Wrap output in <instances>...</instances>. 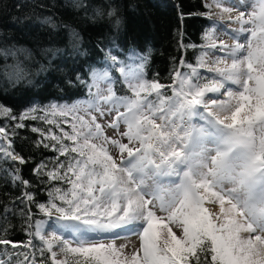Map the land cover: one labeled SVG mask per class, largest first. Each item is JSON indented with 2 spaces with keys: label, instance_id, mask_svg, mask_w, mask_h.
<instances>
[{
  "label": "snow or ice",
  "instance_id": "1",
  "mask_svg": "<svg viewBox=\"0 0 264 264\" xmlns=\"http://www.w3.org/2000/svg\"><path fill=\"white\" fill-rule=\"evenodd\" d=\"M206 7L207 18L217 17L214 25H240L232 30L236 42L218 41L215 26L207 30L204 47L225 55L212 60L214 67L208 65V51L196 66L181 60L190 73L175 72L171 96L169 86L144 78L141 65L131 76L120 69L130 96H118L111 86L102 95L98 81L110 77L93 72L94 99L82 104L30 108L19 117L0 105V116L20 121L17 128L32 119L62 132L31 129L42 137L37 146L66 157L64 162L57 157L52 169L43 163L35 169L50 182L68 185H53L47 202L37 207L72 238L45 234L42 221L29 233L41 241V256L49 253L51 264H264V0H254L247 12L225 0ZM239 34H246L243 43ZM203 67L216 77L201 83ZM226 82L237 90L221 93ZM217 93L226 98L209 95ZM0 136L8 141L0 154L24 164L4 127ZM23 195L28 204L36 202L31 193ZM132 237L139 245L129 252ZM0 245L34 247L31 239L21 244L0 238ZM27 260L24 255L20 264Z\"/></svg>",
  "mask_w": 264,
  "mask_h": 264
},
{
  "label": "trees",
  "instance_id": "2",
  "mask_svg": "<svg viewBox=\"0 0 264 264\" xmlns=\"http://www.w3.org/2000/svg\"><path fill=\"white\" fill-rule=\"evenodd\" d=\"M209 1L0 0V105L19 117L30 108L85 101L93 98L89 94L93 72L103 71L118 96H130L121 67L142 65L145 79L170 87L176 71L190 73L181 60L196 66L204 53V33L214 23L213 17L207 18ZM113 9L115 15L109 16ZM91 91L95 93L94 87ZM19 122L0 116L11 148L26 161L14 163L0 154V238L21 244L31 239L34 247L0 245V259L20 264L27 255L26 264H51L49 253L41 256V241L29 233L35 232L37 222L47 220L37 205L47 202L53 185H68L50 182L35 169L41 163L52 169L57 157L60 162L66 157L50 147L37 146L42 137L31 130L47 132L54 125L27 119L25 127L17 128ZM3 149L0 145V152ZM16 176L29 181V186ZM25 191L34 196L35 203L26 202Z\"/></svg>",
  "mask_w": 264,
  "mask_h": 264
},
{
  "label": "rangeland",
  "instance_id": "3",
  "mask_svg": "<svg viewBox=\"0 0 264 264\" xmlns=\"http://www.w3.org/2000/svg\"><path fill=\"white\" fill-rule=\"evenodd\" d=\"M211 1H209L208 3H210ZM225 2L226 3H229V4H234V0H225ZM246 12L247 11H251L252 10V7L251 8H247V9H245V8H243ZM217 10L213 7L212 8V12L213 13H215ZM213 18H214V22H216L217 21V17L215 16V15H213L212 16ZM227 23L228 22H220V23H215V25H214V23H213V26H215V35H216V38H217V40L218 41H220V40H222V41H224V43H226L227 42V40H228V27H227ZM213 28V27H212ZM242 38L243 39H245V36L243 37L242 36ZM207 43V42H206ZM206 43H205V45H206ZM205 50H204V52L205 51H208L209 52V57L211 58L210 59V67H214L215 65H213L212 64V60H214L215 58H217V57H223V55H221V51H218V50H209V49H207L206 47L204 48ZM203 55V54H202ZM115 68H117V69H119L117 66V63L116 62H113V64H112ZM221 65V64H220ZM220 65H219V67H220ZM134 69V70H133ZM139 68L137 67V66H135V67H130V68H128L127 70H126V72L129 74V76H131V74H133V73H135L137 70H138ZM198 72H199V77H200V82L201 83H203V82H205V79H212L213 77H216V73L215 72H209L208 71V69H206L205 67H203V68H199L198 69ZM97 73V72H96ZM103 73H105V71H103V72H99L98 74H103ZM92 83H93V74H92ZM126 85H127V83H126ZM98 86H99V88H100V90H101V94L102 95H105V94H107L106 93V90H107V88L109 87V84H108V82L106 81V80H103V79H101V80H99L98 81ZM128 86V85H127ZM229 85H227V87H228ZM236 88H232V89H235V90H237V86H235ZM226 89H228V88H226ZM225 89V90H226ZM224 90V91H225ZM94 91L96 92L97 91V88L96 87H94ZM224 91H222V93L224 92ZM166 92H169L167 95L168 96H171L172 95V92H171V87H168L167 89H166ZM209 95H212L214 98H216V97H219V98H222V97H220V95H218V94H209ZM94 99V97L93 98H90V99H88V100H85V101H77V102H74V103H84V102H86V101H90V100H93ZM106 107V106H105ZM109 119H111V118H109ZM101 124H106V121L105 120H100L99 121ZM194 123H199V120H198V118H194V121H193ZM61 127L63 128V130L64 131H71V128H70V125L69 124H61ZM52 129V131L55 133V134H57V135H62V132H61V130H60V128H57V127H53V128H51ZM106 134L107 135H109V136H113L114 135V133H113V131H112V129H110V128H107L106 127ZM126 142V141H125ZM4 143H6V144H4ZM70 143V142H69ZM0 145H2L3 147H4V149H6L7 147H6V145H8V141L7 140H5L2 136H0ZM3 149V150H4ZM175 179V178H174ZM42 230L45 232V234H48L49 232H51V231H55V232H57L58 234H63V235H65V236H68V234L67 233H63L62 232V230L61 229H59V227L57 226V225H55V223L53 222V221H49V219L47 218V220H45V221H43V226H42ZM174 231H176V229L174 228ZM178 234H179V232H178ZM68 238L69 239H71L72 237L71 236H68ZM105 242H107V241H105ZM122 242H126V243H128V241H123V240H119V241H117V243L119 244V243H122ZM133 244H135L137 247H138V245H139V241H138V239L136 238V237H132L131 238V243H129V247H128V251L130 252L131 251V249H132V245ZM55 251H57L58 252V255H60L59 254V249L58 248H56V249H54Z\"/></svg>",
  "mask_w": 264,
  "mask_h": 264
},
{
  "label": "bare ground",
  "instance_id": "4",
  "mask_svg": "<svg viewBox=\"0 0 264 264\" xmlns=\"http://www.w3.org/2000/svg\"><path fill=\"white\" fill-rule=\"evenodd\" d=\"M254 4V0H234V5H237L238 6V8H239V10L240 11H245L243 8H245L244 6L245 5H249V7L248 8H251V6ZM232 15L233 16H236V15H238V11H234L233 13H232ZM227 27L229 28L228 29V40H227V42H226V44H228V45H232V44H234L236 41H235V39H234V33H233V31L232 30H236V29H239V27H240V25H238V24H235V23H227ZM246 34H239V41L241 42V43H243L244 41H245V39H243L242 38V36L244 37ZM221 55H225V53L224 52H221ZM210 57L208 58V65L210 66ZM228 63L230 64L231 63V60L229 59L228 60ZM220 67L221 68H223L224 67V64H221L220 65ZM206 69H208L207 67H205ZM227 85H229L228 87H227ZM236 85H234V84H231L230 82H226L225 83V87L223 88V89H221V93H222V91H224L226 88H236L235 87ZM232 90H235V89H232ZM218 95H220L219 93H217ZM220 97H222V98H226V97H224V96H222V95H220ZM123 241H126V240H123ZM122 243H126V242H122Z\"/></svg>",
  "mask_w": 264,
  "mask_h": 264
}]
</instances>
